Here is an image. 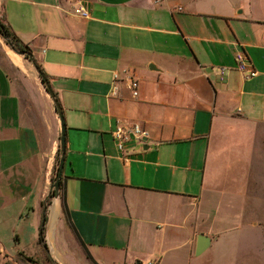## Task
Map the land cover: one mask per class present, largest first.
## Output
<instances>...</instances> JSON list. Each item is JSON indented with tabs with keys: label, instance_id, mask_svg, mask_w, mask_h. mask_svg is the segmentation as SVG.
I'll list each match as a JSON object with an SVG mask.
<instances>
[{
	"label": "crops",
	"instance_id": "crops-1",
	"mask_svg": "<svg viewBox=\"0 0 264 264\" xmlns=\"http://www.w3.org/2000/svg\"><path fill=\"white\" fill-rule=\"evenodd\" d=\"M84 1L88 19L68 0H0L61 104L82 243L60 196L46 203L55 105L25 106L0 62V264H43L42 225L56 264H93L84 248L97 264H264V0ZM238 50L256 77L238 72ZM132 123L147 135L123 161L112 131Z\"/></svg>",
	"mask_w": 264,
	"mask_h": 264
},
{
	"label": "built area",
	"instance_id": "built-area-1",
	"mask_svg": "<svg viewBox=\"0 0 264 264\" xmlns=\"http://www.w3.org/2000/svg\"><path fill=\"white\" fill-rule=\"evenodd\" d=\"M72 4V13L78 15L84 19L90 17V12L86 6L84 0H68ZM181 10V8H179ZM236 69L243 76L245 80L252 79L257 76L258 72L251 63L248 55L243 50H238L234 56ZM224 71H221V79ZM114 78L117 79L118 75L115 74ZM128 87L132 91L133 95L137 97L139 95V81L132 76L128 77ZM147 132L137 123L129 125L119 124L112 131V137L116 144L117 150L120 153V157L123 161H127L129 158L127 152V144L132 141L142 142ZM147 264H155V261H149Z\"/></svg>",
	"mask_w": 264,
	"mask_h": 264
},
{
	"label": "rangeland",
	"instance_id": "rangeland-1",
	"mask_svg": "<svg viewBox=\"0 0 264 264\" xmlns=\"http://www.w3.org/2000/svg\"><path fill=\"white\" fill-rule=\"evenodd\" d=\"M10 50L13 51L6 42V39L0 34V62L5 66H7V64H11L12 67H14V69H11L9 72L15 83V87L17 88L21 95V98L23 99V103L25 104V106L36 104L38 107L43 108L44 97H48L49 94L46 92L45 87L41 82L40 75L38 74L34 64L31 60L28 59V57L20 55L13 51L18 54L22 60L21 66H15L10 60ZM14 60L19 63V60L15 58ZM56 165L57 157L55 160L54 170L56 168ZM260 171L264 172L263 166L260 167ZM262 178L263 177L260 176V184L263 183ZM53 183H51V186L53 185ZM254 214L261 220H264V208L254 209Z\"/></svg>",
	"mask_w": 264,
	"mask_h": 264
},
{
	"label": "trees",
	"instance_id": "trees-1",
	"mask_svg": "<svg viewBox=\"0 0 264 264\" xmlns=\"http://www.w3.org/2000/svg\"><path fill=\"white\" fill-rule=\"evenodd\" d=\"M0 34H1L2 37H4L6 39V42L8 43V45L12 49H14L16 52L25 53L26 54V57H27V55L32 54V49L17 36V34L11 28L10 24L2 16H0ZM32 63L35 66L39 67V69H40V71H41V73L43 75V77L40 76V79H41L42 84L45 86L46 81H49L48 76L43 71V69L41 68V66L36 62V60L33 59L32 60ZM59 158H60V149L58 150V153H57V165H56L55 170L53 171V176H52V179H51V183L55 182L56 181V178H57V172H58V168H59ZM52 196H54V190L51 191L50 195L46 199V203L47 204L49 202V199ZM59 196L61 198V202H62V206H63V209H64V213H65L67 222H68L71 230L75 233V236L77 237V239L81 243V241L78 238V235H77V233H76V231H75V229H74V227H73V225H72V223L70 221V216H69L68 209H67V206H66V195H65V191H64V181H63V179L61 180V186H60V190H59ZM46 203H43V209L44 210L46 208ZM38 242H39V245L41 246V248L43 250V253H44L43 264H56L52 260V258L50 257V255L48 253V248H47V244H46V241H45V229H44V226L43 225L40 227V230H39V239H38ZM84 250H85V253L87 254V257L90 259V261L93 264H97L91 258V256L89 255V253L86 251L85 248H84Z\"/></svg>",
	"mask_w": 264,
	"mask_h": 264
},
{
	"label": "water",
	"instance_id": "water-1",
	"mask_svg": "<svg viewBox=\"0 0 264 264\" xmlns=\"http://www.w3.org/2000/svg\"><path fill=\"white\" fill-rule=\"evenodd\" d=\"M12 50L15 51L14 49H12ZM16 53L23 55V56H26L25 53H21V52H16ZM27 57L29 60H31V61L33 60L32 54L27 55ZM35 68H36L38 74L41 77H43L39 67L35 66ZM45 89H46L47 93L49 94V96L51 97V99L55 105V110L59 116L60 127H61L59 168H58V172H57L56 181L51 186V189L54 190V196L58 197L60 186H61V180H62V176H63V170H64V166H65V160H66V132H67V127H66V122H65V117H64L62 107H61L59 100H58L55 92L53 91L49 81H46ZM145 148H147V147H145ZM208 245H209V239L207 237L200 235L198 237L196 254L199 255L200 253H202L208 247Z\"/></svg>",
	"mask_w": 264,
	"mask_h": 264
},
{
	"label": "bare ground",
	"instance_id": "bare-ground-1",
	"mask_svg": "<svg viewBox=\"0 0 264 264\" xmlns=\"http://www.w3.org/2000/svg\"><path fill=\"white\" fill-rule=\"evenodd\" d=\"M10 54H11L12 56H14V57H17V58L20 57L18 54H16L15 52H13V51H11V50H10Z\"/></svg>",
	"mask_w": 264,
	"mask_h": 264
}]
</instances>
